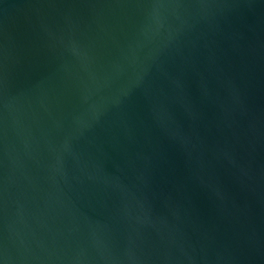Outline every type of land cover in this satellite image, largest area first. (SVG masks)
<instances>
[{
	"label": "water",
	"instance_id": "1",
	"mask_svg": "<svg viewBox=\"0 0 264 264\" xmlns=\"http://www.w3.org/2000/svg\"><path fill=\"white\" fill-rule=\"evenodd\" d=\"M0 264H264V0H0Z\"/></svg>",
	"mask_w": 264,
	"mask_h": 264
}]
</instances>
